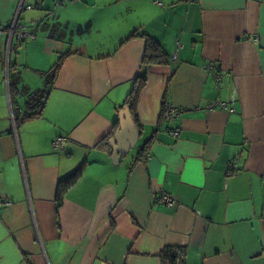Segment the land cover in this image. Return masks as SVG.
<instances>
[{
    "label": "crops",
    "instance_id": "obj_1",
    "mask_svg": "<svg viewBox=\"0 0 264 264\" xmlns=\"http://www.w3.org/2000/svg\"><path fill=\"white\" fill-rule=\"evenodd\" d=\"M16 13L36 37L8 55L0 40V264H161L166 245L185 264H264V0H0L1 24ZM146 38L166 63L142 64ZM140 72L142 142L113 161ZM215 100L234 111L207 110Z\"/></svg>",
    "mask_w": 264,
    "mask_h": 264
},
{
    "label": "trees",
    "instance_id": "obj_2",
    "mask_svg": "<svg viewBox=\"0 0 264 264\" xmlns=\"http://www.w3.org/2000/svg\"><path fill=\"white\" fill-rule=\"evenodd\" d=\"M136 35L137 34L134 32L133 34L130 35V37H134ZM154 63H158V64L166 63V59L158 43L151 38H146V48L144 51L142 64L144 66H149L150 64H154ZM60 64H61V60H58V62H56L52 66V68L44 74L46 84L52 83L58 69L60 68ZM145 85H146V75L145 73L140 72L136 76L133 83V88L128 93L124 102V106L127 105L129 107L130 114L134 119V121L136 122L138 128L139 125H138L136 109H137L138 99ZM45 98H46L45 90H42L41 92H34L30 96L29 104L32 103L33 105H35V109L31 112H27L24 115L23 119L31 118L38 115L40 113L41 107L45 102ZM165 104L166 102L162 106V113ZM137 159H140V157H138ZM82 171H83V165L78 167L67 177L61 178L58 181L57 193H56V200L58 205L61 203L65 191L80 177ZM158 257L160 259L161 264H185V247L177 246V245L176 246L166 245L162 248V250H160V252H158Z\"/></svg>",
    "mask_w": 264,
    "mask_h": 264
},
{
    "label": "built area",
    "instance_id": "obj_3",
    "mask_svg": "<svg viewBox=\"0 0 264 264\" xmlns=\"http://www.w3.org/2000/svg\"><path fill=\"white\" fill-rule=\"evenodd\" d=\"M75 1V0H71ZM18 13V12H17ZM17 13L14 16V18L5 24L0 23V40L3 38L4 34L6 33L8 36L7 40V46H6V54H9L10 47L12 44V40L15 37L17 40L24 41L26 39H33L36 37V34L34 32V26H26L24 24H21L17 21ZM216 78H220V75H216ZM222 109V110H228L230 112H233L234 109L229 107L228 104L225 101H220V100H215L212 102H209L206 105L207 110H214V109ZM179 115V110L171 104L166 103L163 109V117L166 119H171L174 120L178 117ZM172 133L174 135L177 134V130H173ZM63 137H57L52 141V148L54 150H59L62 148L63 142H64ZM227 173H231L232 171L237 170V164L234 162H229L227 166ZM160 200L163 201L167 206H175L177 204L176 198L164 191H160ZM11 204V200L0 196V208L9 206Z\"/></svg>",
    "mask_w": 264,
    "mask_h": 264
},
{
    "label": "water",
    "instance_id": "obj_4",
    "mask_svg": "<svg viewBox=\"0 0 264 264\" xmlns=\"http://www.w3.org/2000/svg\"><path fill=\"white\" fill-rule=\"evenodd\" d=\"M118 130L108 141L112 149V160L119 161L125 153L132 149L139 137V128L130 114L129 107L122 108L118 117Z\"/></svg>",
    "mask_w": 264,
    "mask_h": 264
},
{
    "label": "rangeland",
    "instance_id": "obj_5",
    "mask_svg": "<svg viewBox=\"0 0 264 264\" xmlns=\"http://www.w3.org/2000/svg\"><path fill=\"white\" fill-rule=\"evenodd\" d=\"M141 142L142 140H140L138 142V144H136L132 149H130L128 152H127V155H126V159L125 160H128L129 158H131L132 156L134 157L137 153V150L139 148V145H141Z\"/></svg>",
    "mask_w": 264,
    "mask_h": 264
}]
</instances>
